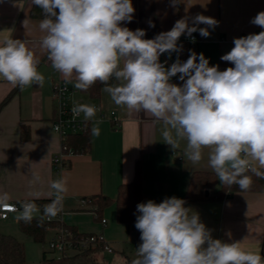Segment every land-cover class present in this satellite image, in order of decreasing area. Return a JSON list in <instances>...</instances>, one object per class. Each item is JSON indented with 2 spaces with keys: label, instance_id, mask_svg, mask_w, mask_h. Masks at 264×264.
Listing matches in <instances>:
<instances>
[{
  "label": "clouds",
  "instance_id": "9594fccd",
  "mask_svg": "<svg viewBox=\"0 0 264 264\" xmlns=\"http://www.w3.org/2000/svg\"><path fill=\"white\" fill-rule=\"evenodd\" d=\"M32 4L43 14L39 47L65 85L87 91L101 83L116 106L154 118L161 125L163 142L174 152L185 142L183 157L193 166L201 163L208 149V167L223 185L248 191L253 180L247 173L264 179V30L234 38V47L220 58L233 66L221 71L219 65L210 66L202 52L189 49L186 61L179 58L180 37L193 43V33L210 37V29L219 26L213 17L185 15L170 30L145 39L144 29L122 26L134 19L132 0H32ZM181 4L185 0H169L177 12ZM250 23L264 29V11ZM29 24L28 19L23 21L26 30ZM149 27L155 24L149 21ZM165 53L169 60L177 54L170 66L167 60L160 61ZM39 63L27 41L10 36L0 41V78L14 87H43ZM177 75L182 84L172 82ZM98 111L87 103H74L71 109L73 120L83 114L85 121H92ZM102 123L95 120L93 137L100 136ZM40 179L33 173L29 186ZM50 188V203L38 206L25 200L19 208L9 203L7 192H0V209L15 212L17 222L30 223L41 208V222L55 218L63 210L67 177L53 180ZM185 205L175 196L137 205L135 228L142 243L131 264H264L260 253L243 249L241 242L214 239L199 213Z\"/></svg>",
  "mask_w": 264,
  "mask_h": 264
},
{
  "label": "crops",
  "instance_id": "0c3cea01",
  "mask_svg": "<svg viewBox=\"0 0 264 264\" xmlns=\"http://www.w3.org/2000/svg\"><path fill=\"white\" fill-rule=\"evenodd\" d=\"M132 3L134 19L122 26L133 31L144 29L145 39L170 30L175 21L185 15L200 13L218 20L219 26L215 30L210 29V37L203 38L198 32L193 33L198 42L192 50L198 54L202 52L209 59L210 66L219 65L221 56L234 47V38L264 30L250 23L252 18L264 11V0H185L187 5H179L178 12L169 6V0H132ZM32 6V0H0V41L5 36L27 41L40 62L38 70L45 76L43 87L32 85L23 90L0 78V192L10 195L9 203L51 200V182L61 176L67 177L68 191L63 210L73 213L63 215L62 210V223L80 233L102 235L114 250L110 255L111 263L131 264L137 258V248L142 241L133 228L116 220L115 201L119 186L133 180L139 162L146 201L160 203L172 196L185 200L194 173H214L207 164L208 149L204 150L201 163L193 166L183 157L185 142H181V147L174 152L163 142L161 125L154 123L150 115L116 106L103 89L97 98L76 90L74 99L78 104H92L99 111L92 121H85L81 114L90 132L89 144L84 151L70 157L68 167L56 171L52 159L62 147L53 130L56 107L53 86L63 77L52 69L46 54L39 47L43 33L38 28L40 20L30 16ZM26 19L30 21L28 30L23 26ZM149 21L155 27H149ZM182 37L178 43L188 48ZM176 55L173 53L169 60L165 53L160 61L167 60L166 66H170ZM179 58L186 61L188 57L180 53ZM178 75L172 78V82L182 84ZM115 117L118 125L114 122ZM96 119L103 121L99 137L91 135ZM33 173L39 174L41 179L30 187ZM30 192L38 195H29ZM98 195L113 200L102 213L105 225L79 203L82 198ZM185 206L199 213L201 222L212 230L214 239L226 243L239 241L243 249L264 257V186L261 191L232 193L221 201H186ZM14 217L15 214L10 215L9 219L0 222L12 220L18 228ZM4 234L16 236L11 230ZM101 254V259L108 264L105 252Z\"/></svg>",
  "mask_w": 264,
  "mask_h": 264
},
{
  "label": "trees",
  "instance_id": "16d2710c",
  "mask_svg": "<svg viewBox=\"0 0 264 264\" xmlns=\"http://www.w3.org/2000/svg\"><path fill=\"white\" fill-rule=\"evenodd\" d=\"M30 16L33 19H43L42 10L33 5ZM190 47L183 45V57H188ZM192 50V49H191ZM233 65L230 62L220 60L219 70L223 71ZM73 86V85H72ZM104 85L97 82L87 91H80L90 97L97 98L101 93ZM89 129L77 136L69 137L67 146L75 150L78 154L86 149L89 144ZM262 171V170H261ZM252 176L253 184L250 190L241 191L237 185L231 187L221 184L217 179L215 173L196 172L192 175L188 185L185 200L189 202H202L206 200H223L226 196L235 192H249L261 191L264 186V179L256 177L251 172L247 173ZM91 202L98 207L96 219L101 220L103 211L109 207L113 200L102 195L89 197ZM51 200H38L36 204L45 205ZM147 202L143 196V172L141 164L138 162L135 169V175L131 182L121 184L118 188V194L115 201L116 220L118 223L127 225L136 231V236L139 238L141 233L135 228L136 208L139 203ZM40 216V215H39ZM39 216L33 218L30 223L23 221L18 222V228L21 233L29 237L35 244H44L47 241V227L50 224L45 220L42 222ZM101 252L100 247L95 249L85 250L71 257L66 258H51L46 252L43 253L41 264H106V262L99 258ZM0 264H27L26 248L23 243L11 235L4 234L0 231ZM129 264V262L127 263Z\"/></svg>",
  "mask_w": 264,
  "mask_h": 264
},
{
  "label": "built area",
  "instance_id": "2783aa9c",
  "mask_svg": "<svg viewBox=\"0 0 264 264\" xmlns=\"http://www.w3.org/2000/svg\"><path fill=\"white\" fill-rule=\"evenodd\" d=\"M195 43L183 35L182 41H185L191 49H194L198 42L195 35ZM76 89L71 85H65L64 80H59L53 86V99L56 102L55 115L53 118V130L58 136L61 142V152L55 155L52 159V164L56 171H61L62 169L68 167L69 159L71 156L75 155V150L72 147L67 146V140L69 137L77 136L83 134L87 130L86 122L81 119V115L73 120L71 109L74 103L78 102L74 99V94ZM114 122L118 125V119L115 117ZM80 206L84 209L89 210L97 217L98 207L91 202L89 197L82 198L80 200ZM19 208L20 203H10ZM38 206H43L37 204ZM62 213V212H61ZM61 213L55 218L44 220L47 223L56 225H49L47 227V232L49 234V239L47 241L48 251L47 254L51 258H66L74 256L85 250L95 249L100 247L105 253L112 254L114 252L113 248L105 242L102 235L97 234H84L78 232V230L68 227L62 223ZM16 213L8 211L6 209H0V220L9 219L10 215ZM42 215L41 213L37 216ZM101 223L106 224V220L101 218ZM138 244L140 241L138 240Z\"/></svg>",
  "mask_w": 264,
  "mask_h": 264
},
{
  "label": "rangeland",
  "instance_id": "374dc122",
  "mask_svg": "<svg viewBox=\"0 0 264 264\" xmlns=\"http://www.w3.org/2000/svg\"><path fill=\"white\" fill-rule=\"evenodd\" d=\"M73 213L72 211L69 210H63V215L65 214H71ZM0 229L1 231L4 232H8V231H15L16 234V239L19 240L21 243L24 244L25 248H26V256H27V264H41V260H42V256L44 251L47 252L48 251V245H47V241L46 243L40 245V244H35L29 237L25 236L23 233H21L17 226L15 225L14 221L12 220H8L5 222H0ZM114 253V252H113ZM50 255V254H48ZM112 254H108L105 253L104 257L106 259V261L108 262V264H113L111 263V257L110 256ZM103 254H101L99 256V258H102Z\"/></svg>",
  "mask_w": 264,
  "mask_h": 264
}]
</instances>
